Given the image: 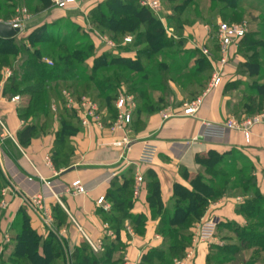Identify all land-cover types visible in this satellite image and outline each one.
Returning <instances> with one entry per match:
<instances>
[{"label": "crops", "instance_id": "1", "mask_svg": "<svg viewBox=\"0 0 264 264\" xmlns=\"http://www.w3.org/2000/svg\"><path fill=\"white\" fill-rule=\"evenodd\" d=\"M104 1L98 0V3ZM195 32L199 33L195 38L196 47L206 49L212 54L211 59L218 61L214 64L219 63V45L209 42L214 37L212 29L201 26V30ZM23 34H18L17 38ZM92 63L91 60L89 65ZM244 63L239 55L231 57L223 69L222 83L207 95L194 117H185L178 109L177 116L164 120L160 112L139 108L132 113V121L125 130L115 132L106 123V115L103 126L92 121L85 127L78 120L73 122L77 129L75 135L64 143L58 142L62 113L76 110L66 106L64 92L71 93L75 99L84 96L77 98L72 91L62 89L59 96L51 95L48 116L24 115L29 95L22 93V87L6 86L14 70L4 67L0 72V200L4 199L3 191H6L7 207L0 206V239L5 235L12 238V224L23 210L40 237L39 253L45 254L43 244L50 239L61 249L62 258H55L56 264H82L76 255L96 258L97 264H149L146 257L152 251L166 249L164 238L158 232L159 218L148 203L150 177L156 176L164 208L172 210L175 186L192 190V180L201 169L197 157L210 151L221 155L236 151L235 156L252 165V174L264 195V124L253 127L249 142L240 131L228 130L221 135L207 131L208 124H223L240 111L237 109L239 101L231 96L237 92V87L232 85L246 79L240 74ZM15 97L19 100L13 101ZM116 112L118 114V110ZM76 114L81 119V114ZM30 124L35 125V132L30 142L22 145L19 134ZM125 133L131 142L128 150L122 143ZM146 145L156 149L151 164L140 162ZM139 175L143 183L137 192ZM76 181L81 182L84 194H77L72 187ZM39 195L44 198V207L55 229L23 203V197ZM100 198H104L102 204L98 203ZM244 200L242 191L237 189L210 203L204 216L191 229L193 255L187 264H208L211 247L217 245V237L197 247L193 244L202 223L218 218L219 232L226 229L227 224L241 227L247 224L237 212ZM75 223L91 241L102 243L100 251L92 250ZM151 261L159 264L156 258Z\"/></svg>", "mask_w": 264, "mask_h": 264}, {"label": "trees", "instance_id": "2", "mask_svg": "<svg viewBox=\"0 0 264 264\" xmlns=\"http://www.w3.org/2000/svg\"><path fill=\"white\" fill-rule=\"evenodd\" d=\"M193 1L184 0V8ZM209 2L223 5L224 9L221 11L223 12L225 9H238L241 0ZM89 20L99 31L113 35L117 39L135 35L136 40L131 43L139 48L136 58L114 56L112 53L93 55L94 44L86 35V31L81 30L79 26L70 29L69 35H64L54 24H50L36 28L26 37L23 35L13 39L0 37V72L7 66L14 70L6 86L22 87V93L29 95L27 107L23 109L24 115L31 114L36 118L48 116L51 95L56 93L59 96L62 89H68L77 98L86 94L93 97L91 99L98 103L102 118L106 115L108 121L106 123L111 125L117 117L114 102L119 95L120 83L130 84L128 94L142 100L144 91L141 87L144 86L147 77L145 61L175 44L168 38L162 22L156 19L148 7L141 4V0H106L90 11ZM76 36V41H72ZM246 36L239 44L247 38ZM188 54L198 56L195 61L197 72L201 73L204 68L211 69L210 61L200 55V49ZM45 57L51 60L52 65L44 61ZM91 60L93 63L89 65ZM242 66L249 78L257 79L261 76L260 63L245 61ZM128 72L130 79L139 76L141 79L139 83L132 85L126 77ZM194 74L196 76V73ZM253 90L257 96L258 106L259 102L263 105L264 83L256 84ZM252 103L256 104L254 101ZM243 108H246V104ZM75 111H63L58 142L64 143L75 135L77 129L73 122L81 120ZM145 111L152 112L153 109L145 107ZM35 128V125L30 124L19 134L22 145L30 142ZM235 154L236 151L223 155L210 151L198 156L197 162L201 169L192 180L193 189L176 185L175 206L172 210L164 208L159 181L156 176L150 177L148 203L154 215L159 218L158 232L164 238L166 249L152 251L146 257L150 260L149 264H154L152 258H156L159 264H174V259L182 258L192 244L193 225L204 216L210 203L237 189L241 190L245 197L243 203L237 207V212L246 219L247 225L241 227L232 224L235 227L232 233L237 237L242 251L264 252V232L259 231L264 230V195L252 174V165L249 162H247L249 166L242 165L240 161L244 159L238 158ZM1 216L0 210V219ZM11 229L14 232L12 241L4 247L2 253V256L5 252L9 253L7 258L9 264H56L55 258L61 257V249L58 245L54 246L51 239L43 244L45 254L39 253L40 237L32 229L30 220L23 210L18 213ZM222 249L224 256L238 255L237 249L225 247ZM76 258L81 260L82 264L98 263L96 258L86 256L81 258L77 255ZM211 260L209 255L208 264H212Z\"/></svg>", "mask_w": 264, "mask_h": 264}, {"label": "rangeland", "instance_id": "3", "mask_svg": "<svg viewBox=\"0 0 264 264\" xmlns=\"http://www.w3.org/2000/svg\"><path fill=\"white\" fill-rule=\"evenodd\" d=\"M147 1L153 2L154 0ZM142 2L143 0H141V4ZM159 3L160 7L156 10L142 5L148 7L156 19L162 22L168 38L175 44L145 61L147 77L144 80V86L141 87V90L144 91L143 99L141 100L135 98L132 94H128L130 84L123 82L118 87L119 95L114 105L117 104L119 97L123 95L128 99L127 108L131 109L132 113L138 110V108H142L141 110L145 111V107L152 108L154 112H160L161 116L162 112L168 109L177 111L183 103L198 98L200 93H203L209 86L215 69L220 68L219 63L214 64V61L216 62L217 60L208 59L207 56L213 57L210 52L209 55H205L203 53L204 49L196 47L198 43H196L195 38L199 33L195 31H200L201 26L209 27L212 29L214 35L213 39H209V42H213L214 44L215 41L216 45H219L218 25L220 23L228 25L246 24L247 36H245L247 38L241 44H239V41L231 48L230 58L226 66H228L231 57L239 55L245 61L260 63L262 73L259 78L252 79L245 75L243 69L240 70V74L242 76L244 74L246 79H240L233 84L237 87V92L233 93L231 97L240 103L239 107H237L240 111L234 117L238 120H244L264 113V104L262 103L263 105H261L259 102L258 106L256 102L257 96H255L253 90L256 84L264 83V0H241L238 9H225L223 12H221L224 9L223 5L210 3L209 0H194L185 8L184 0H160ZM98 4H100L98 0H89L78 11H59L52 6L50 0H0V22H9L18 16L19 13H23V10H26L27 14L24 15L26 29L24 30L23 37H26L33 30L43 25L54 24L64 35H69V30H73L74 26H79L81 30L86 31V35L94 44L93 55L112 53L114 56L136 58L137 49L139 48L134 47L133 43H125L124 41L125 38L130 37L134 42L136 40L135 35H128L117 39L113 35L99 31L96 26L92 25L89 20V14ZM105 37L114 44L113 47L107 46L103 41ZM76 39L77 36L72 41H76ZM80 42L86 43L85 41ZM196 49H200V55L211 61L210 70L204 68L201 73L197 72L195 61L198 59V56L188 54ZM218 52L221 55L220 47H218ZM46 59L48 58L45 57L44 61ZM48 60L51 61L50 59ZM194 73H196V76ZM126 77L129 78L132 85L139 83L141 80L139 76L130 79L129 72L126 73ZM87 95L85 97L89 99L93 98ZM253 101L256 104H253ZM96 104L98 105V103ZM245 104L246 108H243ZM240 163L249 166L244 160H241ZM225 227L226 229L220 230V232L216 231L214 239L217 237L218 242L217 245L212 247L210 252L212 264H264V252L259 253L253 250L242 251L237 237L232 233L234 225L227 224ZM259 231L264 232L263 229ZM11 241L10 237L9 243ZM4 242L5 236L1 238L0 264H9L7 262L9 253L5 252L2 256L4 247L7 245ZM224 247L237 249L238 255L232 257L224 256L222 254V248ZM190 249L192 248L190 247ZM220 258L225 259L218 260Z\"/></svg>", "mask_w": 264, "mask_h": 264}, {"label": "built area", "instance_id": "4", "mask_svg": "<svg viewBox=\"0 0 264 264\" xmlns=\"http://www.w3.org/2000/svg\"><path fill=\"white\" fill-rule=\"evenodd\" d=\"M89 0H50L52 6L59 11H78L80 10L81 6L85 2ZM143 5L148 6L149 8L156 10L160 7V3L158 1L149 2L147 0H143ZM23 13H19L18 16H16L14 19L10 20L9 22H5L9 25H11L13 28L19 30V34L24 33V30L26 29V20L24 19V15L27 14L26 10L22 11ZM246 24H240V25H228L224 23H220L218 25V36H219V47H220V53L221 58L219 61L220 68H216L214 75L212 77V80L207 87V89L204 91V93L191 101L185 102L182 104L180 111L182 112V115L185 117H194L196 116L204 102V99L211 93V91L215 88H217L222 83L223 78V69L226 67L228 61H229V54L230 50L233 46L236 45L237 42L241 41L242 38L246 35L247 31ZM103 41L107 44L108 47H113L114 44L108 40L107 37L103 38ZM125 43H131L132 39L130 37L125 38ZM203 53L205 55H209V52L204 49ZM208 59H211L210 56H207ZM45 62L49 65H52V62L48 59L45 60ZM65 99H66V106L69 109H76L81 114V124L82 126L88 127L90 126L91 122L94 121L97 125L103 126V118L102 113L100 112V109L98 105L93 102L91 99L87 97H82L80 99H75L74 96L65 91L64 92ZM19 97H15L13 101H18ZM128 99L121 95L118 99V102L116 104V108L119 112L117 118L110 126L111 131H119V130H125L126 126H128L132 121V112L131 109L129 110L127 108V101ZM178 115V110L173 111L172 109H168L164 112H162V118L164 120H168L170 118H173ZM0 124H2L1 118H0ZM264 124V113H261L259 115H256L251 118H247L244 120H238L235 117H231L225 121L223 124H208L207 125V131L212 135H221L225 131L233 130V131H240L244 134V137L247 142L250 140L251 130L253 127L257 125ZM122 143L124 146L129 149L130 146V140L127 137L126 133L122 139ZM156 155V149L151 145H146V147L143 150L142 156L140 158V162L143 164H151L154 160V157ZM143 183V177L139 175L137 177V192L140 189L141 184ZM72 187L75 189L77 194H84L85 189L82 186L80 181H76L73 183ZM6 192V191H5ZM3 191V197L4 199L1 201V208L5 209L7 207V201L5 200L6 193ZM43 196L39 195L37 197L33 198H27L23 197V203L26 204V206L30 207L41 219L42 221L48 225L50 228L55 229L53 225V220L51 216L47 213L44 204H43ZM104 202V198H100L98 200L99 204H102ZM220 224V221L218 218H211L207 220L206 222L202 223V225L199 227V230L197 231L195 238H194V245L197 247L202 244H207L210 241H212L215 237L218 225ZM77 229L79 232L83 235V237L88 241L93 251L98 252L102 248V243H94L91 241L86 233L83 231V229L75 223ZM10 242L9 235H5V244H8ZM193 255V249H190L184 258L175 260V264H187L189 260H191Z\"/></svg>", "mask_w": 264, "mask_h": 264}, {"label": "water", "instance_id": "5", "mask_svg": "<svg viewBox=\"0 0 264 264\" xmlns=\"http://www.w3.org/2000/svg\"><path fill=\"white\" fill-rule=\"evenodd\" d=\"M19 34V30L13 28L11 25L0 22V37L3 39H13Z\"/></svg>", "mask_w": 264, "mask_h": 264}]
</instances>
